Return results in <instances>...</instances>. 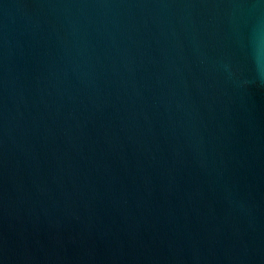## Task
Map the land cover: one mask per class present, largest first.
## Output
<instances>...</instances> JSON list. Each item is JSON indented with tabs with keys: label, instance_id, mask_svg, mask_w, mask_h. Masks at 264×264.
Listing matches in <instances>:
<instances>
[{
	"label": "water",
	"instance_id": "water-1",
	"mask_svg": "<svg viewBox=\"0 0 264 264\" xmlns=\"http://www.w3.org/2000/svg\"><path fill=\"white\" fill-rule=\"evenodd\" d=\"M0 264H264V0H0Z\"/></svg>",
	"mask_w": 264,
	"mask_h": 264
}]
</instances>
